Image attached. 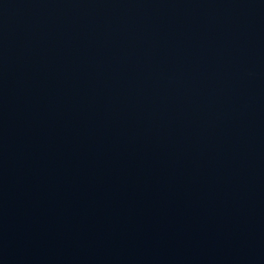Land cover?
Returning <instances> with one entry per match:
<instances>
[{"label": "water", "instance_id": "1", "mask_svg": "<svg viewBox=\"0 0 264 264\" xmlns=\"http://www.w3.org/2000/svg\"><path fill=\"white\" fill-rule=\"evenodd\" d=\"M0 264H264V0H0Z\"/></svg>", "mask_w": 264, "mask_h": 264}]
</instances>
